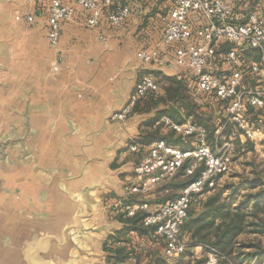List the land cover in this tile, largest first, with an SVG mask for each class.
Returning <instances> with one entry per match:
<instances>
[{
  "label": "crops",
  "instance_id": "1",
  "mask_svg": "<svg viewBox=\"0 0 264 264\" xmlns=\"http://www.w3.org/2000/svg\"><path fill=\"white\" fill-rule=\"evenodd\" d=\"M51 1L0 0V137L10 139L0 147V217L13 223L12 232L37 230L41 233L26 235L56 239L58 264H86L82 259L86 255L107 264L105 243L123 228L115 209L122 206L125 186L135 180V167L143 157L142 151H133L129 145L147 134L149 120L156 114L154 110L132 113L125 120L113 117L129 103L138 79L151 71L185 79L201 109L213 111L214 147L220 145L218 140L239 139L242 147L249 141L255 149L243 147V154L258 155L264 107L258 118L250 117L256 133L249 138L236 122L229 121L227 106L221 107L211 95L198 90L191 69L159 68L138 60L139 50L163 46V16L175 0H133L131 15L121 26L109 20L120 0L104 7L96 26L88 23L92 11L76 0H64L73 14L63 23L58 48H52L47 39ZM26 15H33L34 20L18 18ZM165 47L167 57L173 59L174 46ZM247 58L250 65L262 59ZM54 60L60 64L58 71L53 69ZM209 68L222 79L233 72L221 59ZM263 87V74L246 72L239 90ZM181 112L184 121L180 123L193 119L184 108ZM161 117L155 126L172 129L158 124ZM227 125L232 128L228 135L224 133ZM185 143L194 148L196 137ZM255 164L260 163L250 162L252 168L245 175L253 176ZM170 181L153 189L149 197L153 204L181 192ZM225 184L230 183L216 186ZM130 237L134 243H144L134 232ZM149 244L163 253V247ZM197 249L199 253L202 246ZM148 261L149 256H143L142 263Z\"/></svg>",
  "mask_w": 264,
  "mask_h": 264
},
{
  "label": "built area",
  "instance_id": "2",
  "mask_svg": "<svg viewBox=\"0 0 264 264\" xmlns=\"http://www.w3.org/2000/svg\"><path fill=\"white\" fill-rule=\"evenodd\" d=\"M92 11L88 19L90 26L99 23L104 7L115 0H76ZM250 3L251 6L246 4ZM255 5V7H254ZM133 0H120L109 14L113 25L121 26L131 15ZM73 8L64 0H52L48 8V42L52 48H58L63 33V23L70 19ZM28 22L33 15L18 17ZM163 46L143 48L137 58L146 64L156 63L159 68L184 66L191 69L199 91L215 95L226 101L229 121L252 138L256 131L255 123L246 117L248 106L264 107V87L239 90L246 72L264 75V56L249 67L245 65L244 51L259 49L264 52V0H175L173 7L163 16ZM223 43L233 46L221 57L224 64L232 67L230 77L222 79L209 67L218 61V49ZM165 46H174V58L167 57ZM53 69L58 71L60 64L54 60ZM159 90V84L150 73L143 74L137 81L129 103L114 112L113 117L125 120L135 103L150 92ZM158 124L176 131L184 142L196 137L194 148L182 149L158 140L150 145L138 142L130 143L133 151H142L143 157L135 167V180L126 184L125 195H139L142 200L126 205L128 215H134L138 209L145 210V224L154 227L156 234L165 243L164 255L175 259L189 246L182 236V227L189 217L192 207H200L208 191L215 188L218 178L229 172L232 167V140L212 147L208 142V131L197 121L189 119L179 123L163 115ZM193 158L187 169L192 175L202 167L197 178L185 185L179 195L173 199L153 204L149 197L154 188L176 175L183 163ZM218 255L211 253L209 264H216Z\"/></svg>",
  "mask_w": 264,
  "mask_h": 264
},
{
  "label": "trees",
  "instance_id": "3",
  "mask_svg": "<svg viewBox=\"0 0 264 264\" xmlns=\"http://www.w3.org/2000/svg\"><path fill=\"white\" fill-rule=\"evenodd\" d=\"M232 46L231 43L221 44L217 51V60L221 59ZM262 56L264 52L259 49H246L245 65L250 66L247 57L258 61ZM149 73L159 84V90L141 97L133 106L131 114L150 113L154 110L156 114L149 120L148 126L151 129L147 134L133 142L148 145L156 140H165L168 144L187 149L186 143L175 130L164 129L162 125L155 126L156 120L162 115H168L179 123L184 121L181 112L184 108L185 115H192L193 120L206 128L208 142L214 147L217 142L213 111L201 109L189 93L190 83L177 76L164 75L161 71ZM211 96L221 107L227 106L229 102L220 100L215 95ZM261 113H263L262 108L256 110L255 106L249 105L246 117L251 120L250 117L258 118ZM225 128L224 133L230 134L231 126L227 125ZM235 143L239 150L243 147L255 149L249 141L243 147L239 139L235 140ZM218 144H222V141L218 140ZM193 161V158L187 159L176 175L165 182L172 180L174 187L183 188L197 178L202 167L196 169L192 175H187V169ZM260 165L261 163L254 165L253 176L238 174L241 178L238 184L230 183L210 189L211 192L208 191L210 193L203 200L202 205L190 209L189 217L182 227V233L186 232L188 235L189 246L175 259L167 258L164 251L159 253L149 244V241L153 244L165 243L156 234L154 227L145 224L147 215L145 210L138 209L134 215H128L126 205L141 201L139 199L141 196H125L122 206L115 209L116 218L122 222L123 228L111 235L105 243L107 264H125L130 260L135 264H143L145 255L149 256L147 264H209L210 253L218 255L216 264H264V166L260 167ZM227 188H231V192L225 195ZM131 232L144 239V243H134L130 237ZM198 246H202L199 253L196 252Z\"/></svg>",
  "mask_w": 264,
  "mask_h": 264
},
{
  "label": "rangeland",
  "instance_id": "4",
  "mask_svg": "<svg viewBox=\"0 0 264 264\" xmlns=\"http://www.w3.org/2000/svg\"><path fill=\"white\" fill-rule=\"evenodd\" d=\"M251 83V82H250ZM249 81L246 83V86H249ZM261 141L258 142L256 150L258 151V155L254 156L253 152L244 153L242 150L240 151L235 143V140L232 141L233 151H232V167L231 170L223 175H221L217 183H235L240 181V176L237 173H244L250 171L252 166L250 162L254 161L255 163H261L263 161V156H261L262 152H264V135ZM240 151V152H239ZM249 151V149H246ZM260 154V155H259ZM152 199V198H150ZM158 201V200H157ZM162 201V199H160ZM160 203V202H158ZM1 215V213H0ZM8 217H0V228L2 227L6 233H11L13 231V223L10 220H6ZM182 236L184 238H188L187 233L183 232ZM17 241V243H16ZM165 245V244H164ZM162 243H157L155 247L159 249L160 247H164ZM198 251V249L196 250ZM18 257H20V243H18V239L0 236V264H16ZM83 263L92 264L98 263L97 259H93L92 256L88 257L87 255L83 256Z\"/></svg>",
  "mask_w": 264,
  "mask_h": 264
},
{
  "label": "water",
  "instance_id": "5",
  "mask_svg": "<svg viewBox=\"0 0 264 264\" xmlns=\"http://www.w3.org/2000/svg\"><path fill=\"white\" fill-rule=\"evenodd\" d=\"M9 142L10 139L0 137V147L4 148ZM39 232L37 230L18 229L17 231L6 233L2 227L0 228V236L2 238H15L20 243V257H18L16 264H58V259L54 254L56 239L49 237L33 238L26 235Z\"/></svg>",
  "mask_w": 264,
  "mask_h": 264
}]
</instances>
